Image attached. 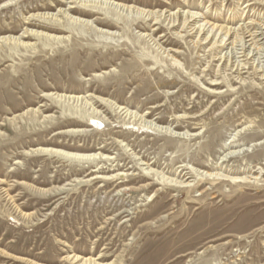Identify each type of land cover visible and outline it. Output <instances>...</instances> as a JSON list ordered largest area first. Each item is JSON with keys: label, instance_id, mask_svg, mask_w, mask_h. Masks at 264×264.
Listing matches in <instances>:
<instances>
[{"label": "rangeland", "instance_id": "rangeland-1", "mask_svg": "<svg viewBox=\"0 0 264 264\" xmlns=\"http://www.w3.org/2000/svg\"><path fill=\"white\" fill-rule=\"evenodd\" d=\"M113 1L232 27L264 21L261 0ZM90 4L0 0V264H78L73 255L264 264V55L261 69L241 55L247 64L236 67L189 28ZM42 148L96 156L79 162ZM218 164L250 168L252 178L194 174ZM147 166L191 187L164 183Z\"/></svg>", "mask_w": 264, "mask_h": 264}, {"label": "bare ground", "instance_id": "bare-ground-1", "mask_svg": "<svg viewBox=\"0 0 264 264\" xmlns=\"http://www.w3.org/2000/svg\"><path fill=\"white\" fill-rule=\"evenodd\" d=\"M72 1L82 4V5H87V4L89 5V3H91L92 5H95V6H100V7L104 6L107 8H113L115 10L119 9L122 11H128L129 13L133 12L141 20H144V21L152 20L154 25L165 22V24H167L169 27H174L176 25L180 26V29H181L180 31L189 28L190 32L192 34L194 33L200 41L203 40L204 42H207V43L212 42L213 47H215V45H217L218 47H221V49L218 52V54H220L219 55L220 59L226 58L228 61H231L232 58H235L233 62L234 66L242 67L245 64H247V62L244 63L241 60L237 59L239 58L238 55L239 56L241 55L247 59L249 58L250 60H253L252 64H254V62H256V65L259 64L258 65L259 69H261L262 67V64H260L261 62L260 58L263 57L264 55V21H259V22L248 21V22L239 24L237 27H232L228 25H222V24H216L213 22L210 23L209 21H204V17L202 16V14L196 11H187V10L180 11V9H178L177 11L170 12L169 9H166V8L146 9V8L138 7L135 5L115 2L113 0H72ZM261 1L264 2V0H261ZM246 5L247 6L250 5V3ZM63 12L66 15L68 14V12H66L65 10ZM45 15L49 16L50 14H47V13L39 14V16L41 17ZM69 17L73 21L89 22L86 19L76 17L73 15ZM199 22H202V23H199ZM229 24H233V23L230 22ZM180 31L176 33V36L178 35L180 36V33H181ZM220 33H222V36L219 38L218 35ZM143 36H146V37L149 36V38H151L155 42V44L158 45L157 48L162 47V45L158 42L159 40L153 38L151 34H143ZM4 38H10L20 43L18 37L8 36V37H2L1 39H4ZM223 49H226V50L223 51ZM161 50L163 51L162 53H165L166 57L170 56L173 58V54L169 53L171 50H167L163 47L161 48ZM259 69L257 70L261 71ZM49 95L54 96L59 100H72V99L82 100L83 98L79 95H68L66 93H57V92L49 93ZM102 100L111 104V106L114 109H117L118 112L123 111L124 113H126L127 116L133 117L134 120L137 117L138 119L141 120V122H143V124H145L144 126L147 125L146 127L148 128L164 130L167 132L171 130L169 126L158 125L152 122L151 120L145 121L143 119V115L138 116L136 113H133L132 111H129L128 109H125V107L116 105L114 102L112 103L108 101L107 99H102ZM84 104H88L87 100L84 101ZM41 150L49 151L51 153L53 152L55 154H60V155L69 157L79 162L94 161L95 156H96V154L74 153V152H67L61 149H53V148H42ZM240 151H241L240 149L227 151L226 153H224V155H222L221 159L225 160L227 157H232L233 155L237 153L240 154ZM146 169H147V172H149V174L153 173L160 181L164 183L165 182L170 183L171 185H174L176 187H183V188L189 187L191 185L189 184L188 181H186V179H183L178 174L173 175V176H166L164 175L162 171L154 170L152 168H149V166H147ZM249 171H250V168H249ZM249 171L248 170L246 171V169H241V170L239 169L233 173V171H231L229 168L226 169L225 166L223 167V165L218 164L217 167H215L212 171L195 170V172L194 171L193 172L195 176L197 177L202 176V177H206L212 180L213 179L214 180L224 179L226 181L235 182V183L236 182L246 183V182H250L252 178L251 174H253V172H249ZM259 172L260 173L263 172L264 174L262 167L260 168ZM254 180L257 181L258 179L254 177ZM67 258L73 261H79L78 264H103V263L97 262L95 258H91V257H80L78 255H73V257L68 256Z\"/></svg>", "mask_w": 264, "mask_h": 264}]
</instances>
